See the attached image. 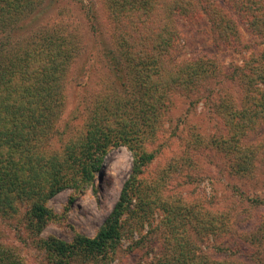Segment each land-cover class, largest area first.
<instances>
[{
    "label": "rangeland",
    "instance_id": "374dc122",
    "mask_svg": "<svg viewBox=\"0 0 264 264\" xmlns=\"http://www.w3.org/2000/svg\"><path fill=\"white\" fill-rule=\"evenodd\" d=\"M217 2L237 20L241 44L222 40L204 13L179 17L181 44L174 51L175 59L214 60L220 73L195 91L174 92L169 108L161 112L157 133L141 147L156 156L136 182L133 204L122 218L121 238L110 255L70 264H161L179 255L175 243L185 245L188 240L199 258L264 264V156L254 176L242 177L231 172L230 159L222 151L204 145L227 135L216 103L225 96L241 97L242 87L233 71L251 52L264 48V37L251 34L246 19L229 1ZM57 22L78 34L83 51L68 74L65 105L43 141L42 149L50 157L84 135L89 118L104 105L131 106L135 93L132 72L118 57L102 0H44L21 22L15 37ZM197 138L203 143H196ZM249 138L264 141V125ZM66 166L68 184L47 200L56 216L41 233L29 226L27 206L17 216L0 218V242L13 249L23 264H56L38 248L46 237L71 242L78 235L95 236L132 174L134 153L123 142L109 146L91 177L78 166ZM212 217L218 222L214 235L203 227V219Z\"/></svg>",
    "mask_w": 264,
    "mask_h": 264
},
{
    "label": "trees",
    "instance_id": "16d2710c",
    "mask_svg": "<svg viewBox=\"0 0 264 264\" xmlns=\"http://www.w3.org/2000/svg\"><path fill=\"white\" fill-rule=\"evenodd\" d=\"M43 1L0 0V218L17 216L27 206L29 226L41 233L56 216L47 200L68 184L66 165L78 166L91 177L109 146L126 143L134 153L132 174L96 235H78L71 242L50 236L38 245L56 264L97 260L110 255L121 238L122 218L133 204L136 182L156 156L141 147L157 133L158 119L169 108L172 94L195 91L220 73L214 60L175 59L174 51L181 44L177 20L204 13L222 40L241 44L242 36L237 20L217 0H102L113 25L118 57L135 81L134 102L131 106L123 102L104 105L91 115L84 135L50 157L42 149L43 141L65 105L68 74L83 45L78 34L62 22L15 37L21 22ZM227 1L246 19L254 37H264V0ZM233 77L241 84V97L225 96L216 103L227 135L204 145L229 157L233 174L252 177L264 156V141L249 138L264 125V48L235 66ZM196 143L203 141L197 138ZM203 220L207 233H218L215 218ZM261 228L264 231V221ZM174 245L179 255L161 264H244L199 258L189 240ZM0 264H23V260L0 242Z\"/></svg>",
    "mask_w": 264,
    "mask_h": 264
}]
</instances>
